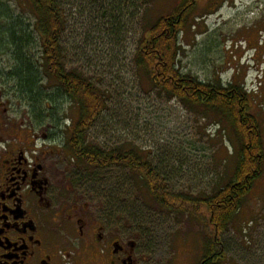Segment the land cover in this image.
<instances>
[{
  "label": "rangeland",
  "instance_id": "374dc122",
  "mask_svg": "<svg viewBox=\"0 0 264 264\" xmlns=\"http://www.w3.org/2000/svg\"><path fill=\"white\" fill-rule=\"evenodd\" d=\"M186 1L59 3L67 24L61 40L67 69L81 72L107 96L108 107L87 132L88 143L107 150L118 146L137 149L164 178L169 193L194 198L211 194L229 182L238 159V140L228 130L224 132V125L210 115L196 113L178 100L169 99L146 79L140 81L134 62L146 36V25L173 14ZM0 4V16L4 15L0 50H7L0 51V70L10 72L11 50L4 46L9 29L30 34L33 56L39 55L41 47L29 6L23 9L21 0H2ZM259 7H264V0H201L194 4L180 33L181 73L205 82L216 78L223 83L234 81L248 89L253 79L255 86L259 85L264 69V8ZM43 92L45 101L53 90ZM57 105L54 100L48 106L44 103L46 126L71 125L73 119H78V106L64 97L58 98ZM33 107L30 104L32 122H38L41 119ZM253 108L264 132V109ZM64 137L58 135L60 144ZM262 139L264 151V135ZM64 151L63 166H70L90 196L135 233L146 256L155 264L201 263L208 251V236L214 234V227L201 216L202 209L195 210V214L184 207L164 209L135 172L119 166L80 164L68 156V150ZM217 237L220 244L216 252L223 253L221 264H264V163L231 225Z\"/></svg>",
  "mask_w": 264,
  "mask_h": 264
},
{
  "label": "trees",
  "instance_id": "16d2710c",
  "mask_svg": "<svg viewBox=\"0 0 264 264\" xmlns=\"http://www.w3.org/2000/svg\"><path fill=\"white\" fill-rule=\"evenodd\" d=\"M190 2L192 0H187L173 14L146 25V36L140 42L134 62L140 81L146 79L169 99L178 100L196 113L210 115L224 125V132L228 130L230 136L238 140V159L232 168V177L211 194L194 198L173 195L167 191L161 174L137 149L118 146L107 150L88 144L87 132L107 109V96L81 72L67 69L61 44L67 24L59 0H30V10L35 17L34 29L41 47L39 55L30 54L31 37L25 30L17 33L15 28L9 29V40L4 46L9 47L15 62L11 77L16 81V89L31 101L38 119L44 118V103L48 106L54 100L57 105L58 98L64 97L78 106L79 116L69 137L72 157L98 168H128L145 181L153 200L164 209L184 207L190 210V214L202 209V218L214 227V234L208 236L207 255L216 256L217 244H220L217 235L229 228L253 181L260 176L255 154L263 150V141L250 124L242 121L248 109L241 85L234 81L223 83L218 78L205 82L179 70L180 33L187 22ZM235 88L238 90L234 91ZM47 89L53 92L44 101L43 91Z\"/></svg>",
  "mask_w": 264,
  "mask_h": 264
},
{
  "label": "flooded vegetation",
  "instance_id": "af4514ba",
  "mask_svg": "<svg viewBox=\"0 0 264 264\" xmlns=\"http://www.w3.org/2000/svg\"><path fill=\"white\" fill-rule=\"evenodd\" d=\"M21 1L23 9L30 8V0ZM199 2L192 0L187 8ZM10 64V72L0 70V264H155L135 233L90 196L70 166H63L64 150L78 162L68 147L76 121L32 122L31 103L9 80L14 60ZM259 84L253 95L241 88L248 109L242 121L263 138L253 107L264 109V69ZM255 155L262 170L264 151ZM215 254H205L200 264H221L222 250Z\"/></svg>",
  "mask_w": 264,
  "mask_h": 264
}]
</instances>
